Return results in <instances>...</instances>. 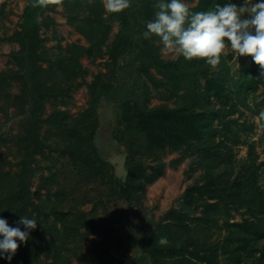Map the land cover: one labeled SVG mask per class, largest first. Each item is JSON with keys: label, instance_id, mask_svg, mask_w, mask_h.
Listing matches in <instances>:
<instances>
[{"label": "trees", "instance_id": "16d2710c", "mask_svg": "<svg viewBox=\"0 0 264 264\" xmlns=\"http://www.w3.org/2000/svg\"><path fill=\"white\" fill-rule=\"evenodd\" d=\"M159 2L130 0L129 8L120 13H107L105 17L104 7L94 2L84 4L87 15L81 16L79 12L83 3L80 0H43L42 3L32 0V5L23 11L20 29L3 39L4 42L16 43L19 51L13 55L17 71L0 72V112L7 115L9 108H12L13 116H22L23 122L20 124L22 132L8 140H0V147L13 141L21 156L19 170L13 173L4 170V165L10 163L6 157H0V218L5 219L10 227H19L24 231L18 221L21 216L31 217L30 213L26 215L25 212L31 206L39 215L37 221H42L37 227L42 231H30L26 243L17 241L19 247L10 261L6 253H0V264H48L44 262L48 259L50 264H70L72 257H75L77 264H93L86 258H101L108 252L109 244L102 241L94 246L88 257L77 255L80 241L96 226L101 227L99 223L96 225L87 220L88 214L77 209L92 202L87 193L73 199L66 212L61 211V197L68 194L69 189L58 183L56 186L59 189L51 194L49 186L55 185L57 174L50 170L46 177L48 182L42 181L36 193L45 188L48 198L55 197L46 214L52 215L56 222L49 223L48 215L42 214L31 201L34 192L31 193L29 185L35 172L31 164L36 161L37 155L50 158L45 156V148L69 157L73 172L78 174V186L83 184L87 187L93 182L105 185L111 191L109 201L114 205L118 203L117 200L127 205L141 203L145 187L164 173L166 165L158 158L160 152L181 153L180 159L168 164L169 168L176 169L194 148L200 157L198 164L204 171V183L184 191L183 206L165 214L164 219L168 222L157 223L153 234L141 240L140 252L151 257V264H219L222 256L224 264H264V245L260 243L264 238V193L258 184L257 157L249 139L255 124L239 123V117L230 118L234 113L242 114L239 112L240 106L253 110L252 113L259 111V105L252 109L247 102L249 95L264 87L261 69L251 57H246L235 78L223 55L216 67L204 60L188 61L183 56L171 61L160 59L158 52L161 46L155 44L160 39L154 35L150 39L143 37L147 31L146 23L155 19V13L159 10L155 5ZM227 3H230L229 0H197L189 10L191 13L208 11L213 10L216 4L223 6ZM56 7L65 10L67 25L73 27L88 46L72 43L61 48L58 45L57 54L54 55L56 61L52 62L46 58L45 39L39 33L41 29L46 31L54 25L53 19L43 14L53 12ZM40 17L43 18L39 22ZM1 23L0 13V26ZM112 23H117L119 30L108 44ZM104 56L110 61L106 64L107 73L110 74H114V70L109 68V64L117 65L120 57H131L124 67L128 69L127 77L132 79L131 83H124L122 79L114 86L111 79H104L107 73H98L93 83L88 85L91 94L88 107L76 117L54 108L43 120L54 132L41 137V115L46 99L63 97L65 88L61 87L62 83L69 85L77 77L83 78L88 73L87 69L81 67V58L94 61ZM42 63L49 64L47 69L41 67ZM77 69L81 72L77 73ZM151 69L160 79L151 73ZM11 80L17 81L21 88L18 95L12 98L9 91ZM146 81L155 90L161 87L165 90L157 93L162 103L152 108H148L152 95ZM102 97L115 103L118 111L116 124H123L129 133L124 175L107 176L103 167L105 162L94 143L93 135L99 126L97 105ZM172 99L175 102L170 106L167 102ZM259 121L264 131V117L260 116ZM114 136L120 139V129ZM52 137L60 140L62 147L56 145L51 148L47 141ZM139 140L145 144H139ZM232 144L247 148L246 160L235 159ZM147 157L155 165L145 164ZM62 167L60 165L58 171ZM211 200L215 202L209 203ZM199 205L205 210L201 216L194 217L193 213ZM218 205L223 208L224 216H221ZM192 206L194 208L190 210ZM242 207L245 208L243 214L248 217L241 223L231 221L229 208L237 213ZM90 216H93L92 213ZM71 218L75 219L70 221ZM219 220H222V225H218ZM57 223L61 225L59 229ZM90 223L95 227H86L83 234L78 231L80 226ZM221 228L227 232L223 240H212L213 229ZM161 237L167 238L166 245L158 243ZM116 242L119 244L118 237ZM41 253L44 260L40 259Z\"/></svg>", "mask_w": 264, "mask_h": 264}, {"label": "rangeland", "instance_id": "374dc122", "mask_svg": "<svg viewBox=\"0 0 264 264\" xmlns=\"http://www.w3.org/2000/svg\"><path fill=\"white\" fill-rule=\"evenodd\" d=\"M73 1V0H72ZM82 4V11L79 12L81 16L87 15V10L84 8V4L96 3L104 7L103 16L106 17V14L109 13L105 9V0H80ZM32 0H0V13L2 15V23L0 28V72H5L8 70L17 71L18 66L16 64L15 58L13 55L19 51V46L14 42H4L5 37H10L15 31L19 30V25L22 23V14L26 7L32 5ZM184 3L188 7H194L197 3V0L185 1ZM229 2L237 4L238 6L243 4L244 0H229ZM253 2H259V0H253ZM47 15L51 17L54 21V25H51L48 30H40V36L42 39H45L43 45L46 50V58L50 61H56L54 55L57 54V46L65 48L66 45L75 43L87 47L88 43L78 35L74 28L67 25V18L65 10L62 7L54 8L53 12L45 13L43 16ZM43 17L39 18V22ZM147 24V23H146ZM119 26L117 23L111 24V32L109 33V44L114 35L118 32ZM156 45H160L159 57L165 61H171L179 58V55L174 53H165L162 51L163 45L161 42H156ZM226 48L223 52V57L227 61V65L231 71L232 76L235 78L238 76V71L243 67L246 57H239L235 53L230 44L226 41ZM66 54V52H64ZM131 57L125 56L120 57L117 61V65L109 64V68L114 70V74L107 73L106 64L110 62L107 56L103 58L98 57L94 61H88L85 57L79 60L82 69H87L88 73L81 77H77L69 85L62 83L61 87L64 86V95L63 97L50 98L46 99L43 105V112L41 115L42 122L40 123L41 129L39 131L40 136L47 134L48 132H54V129L49 128L45 119L51 114L54 108H59L62 111H66L72 117H76L78 114L83 112L89 105L91 100V94L88 85L92 84L98 73H107V77L104 79H111V83L115 86L116 83L120 82L123 79L124 83L129 82L132 79L127 77L128 69L124 68L125 65L129 64ZM49 64L42 63L41 67L47 69ZM138 62H136V66ZM134 70V69H132ZM151 73L158 79L160 76L156 74L154 69L150 70ZM81 71L77 69V73ZM10 97H15L20 91V84L15 81H10ZM146 84L150 88V98L148 103V108H152L162 103L159 99L157 93L164 92V88L161 87L158 90L152 88L153 86L149 81H146ZM101 98V102L97 105V114L99 116V126L95 134L93 135L94 143L97 147L101 159L105 162L103 167L107 176L109 175H124V160H125V149L127 144L130 142L129 133L126 127L123 124H116L117 109L115 103H110L109 101ZM247 104L249 107L254 109V107L259 105L256 110V113H252L253 110H248L243 106H240L239 112L242 114L234 113L230 118L239 117V123L245 121L246 124H255V129L249 139L253 143V152L255 154L256 161L255 164L258 165L257 174L259 175L258 184L264 193V131L261 128L259 117L261 113H264V87H259L253 95L248 96ZM175 102L174 99L168 101L167 103L171 106ZM65 103V104H62ZM262 103V104H261ZM2 102H0V106ZM262 105V106H260ZM13 109L9 108L7 115L0 112V140H8L11 136H15L18 133L22 132V127L20 128L21 121L23 122V117H14ZM215 127L218 126L217 123L214 124ZM120 129L121 136L117 140L114 136L117 133V130ZM47 144L51 148H54L56 145L62 147L61 141L56 140L55 137L49 138ZM139 144L144 145L143 140H139ZM232 149L234 151V157L236 160H246L247 159V148L244 146H238L232 144ZM46 157L35 156L36 161L32 162V167L35 169V172L32 175L30 180V191L34 192V196L31 201L42 214H46L49 211V205L55 201V197L50 196L48 198L46 189H40L38 194L36 190L38 186L41 185L42 181L48 182L46 177L50 174V170L57 174V182L55 185L51 184L49 186V192L52 194L57 189H59L58 183L60 186L69 189L68 194H65L64 197H61V202L59 206L63 205L60 209L63 212L68 210V205L75 198H78L81 195L86 193L89 195L88 198L92 199V202L86 203L83 206H79L77 209L87 213V220H91L93 223L101 225V227L96 226L97 228L89 232L86 238L82 239L78 246L77 255H86L87 257L94 250V246L102 241H105L109 244L108 252L104 254L101 258H86L88 261H92L93 264H151V257L148 254L142 255L140 252V242L144 238H148L155 231L157 223L165 224L168 220L164 219L165 214L170 210H178L183 206L182 196L184 191L188 187H193L194 185L200 186L204 183L203 178V169L198 164L199 155L194 152V148L189 151V156H187L184 161L176 168H169V163L173 160L180 159L181 153H172L168 150L160 152L158 158L165 163L166 167L162 177L157 179L150 185L145 187V193L141 199L140 204H130L127 205L124 202H119L113 204L110 202L111 194L105 185H100V183L93 182L87 187L81 184L78 186L77 175L73 172V165L71 164L69 157L67 155L61 156L57 151H50V149L45 148L43 150ZM0 157H6L5 159L10 163L4 165V170H10L12 173L19 170L18 162L21 160V156L18 155L17 147L15 143L8 142L6 146L0 147ZM145 157V156H143ZM142 157V158H143ZM261 163H263L261 165ZM145 164L155 165V162L151 158H146ZM60 165H63L58 171ZM55 167V168H53ZM237 171V167L235 168ZM75 188V189H73ZM87 190V191H85ZM1 192H6L1 190ZM79 193L78 196H75L76 193ZM196 196V193L193 194ZM264 196V195H263ZM101 201V203L99 201ZM215 200L209 201V203H214ZM194 206L190 208L193 210ZM221 216H224L223 208L218 205ZM218 209V210H219ZM205 210L204 207H199L194 211L193 216L199 217L203 214ZM245 208H241L239 212L235 213L233 210H230L231 221L236 223H241L248 215L243 214ZM26 215L30 213L31 219L37 221L39 216L37 212L33 211V208L29 206L25 209ZM92 213L93 216H90ZM47 221L56 222L52 215L46 214ZM44 216V215H43ZM40 216V218H44ZM39 218V219H40ZM75 218H71L70 221H73ZM41 220V219H40ZM42 221H37V226L35 230L39 233L42 231L38 227V223ZM117 223V224H116ZM222 220L218 221V225H222ZM93 225V226H92ZM58 229L61 227L57 223ZM86 227L92 229L95 227L94 224H87L86 226H80L78 231L83 234L86 232ZM34 231V230H32ZM110 231V235H109ZM214 234L212 240L222 241L225 235L227 234L226 230L221 228V230L213 229ZM217 231V233H216ZM220 232V233H219ZM30 235V234H29ZM220 235L219 237H217ZM119 239V244L116 242V238ZM261 245H264V238L260 241ZM66 254V253H65ZM44 254H40V259H43ZM72 257L70 264H77V260ZM139 258H144L139 260ZM97 259V260H96ZM44 260V259H43ZM44 262L50 264V259L44 260ZM44 264V263H41ZM219 264H224L223 256L219 258Z\"/></svg>", "mask_w": 264, "mask_h": 264}, {"label": "clouds", "instance_id": "9594fccd", "mask_svg": "<svg viewBox=\"0 0 264 264\" xmlns=\"http://www.w3.org/2000/svg\"><path fill=\"white\" fill-rule=\"evenodd\" d=\"M43 2V0H39ZM105 9L109 13H120L130 7V0H105ZM159 9L155 19L146 25L144 39L153 35L160 39L162 51L183 56L185 60H204L216 67L225 51L226 41L239 57H251L261 69L264 78V0L253 2L244 0L243 4H216L213 10L191 13L183 0H160L155 5ZM264 117V113H261ZM19 227H10L0 218V253H6L10 261L20 243H26L30 231L35 230L37 221L21 216ZM160 245L168 240L161 237Z\"/></svg>", "mask_w": 264, "mask_h": 264}]
</instances>
